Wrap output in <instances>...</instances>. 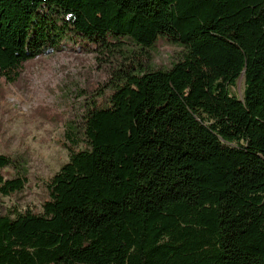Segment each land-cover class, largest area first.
Masks as SVG:
<instances>
[{"label": "trees", "instance_id": "obj_1", "mask_svg": "<svg viewBox=\"0 0 264 264\" xmlns=\"http://www.w3.org/2000/svg\"><path fill=\"white\" fill-rule=\"evenodd\" d=\"M70 34L119 58L111 93L67 126L42 212L0 214V264H264V0H0V81ZM158 37L166 69L121 40ZM17 169L0 154L1 196Z\"/></svg>", "mask_w": 264, "mask_h": 264}, {"label": "rangeland", "instance_id": "obj_2", "mask_svg": "<svg viewBox=\"0 0 264 264\" xmlns=\"http://www.w3.org/2000/svg\"><path fill=\"white\" fill-rule=\"evenodd\" d=\"M121 40L150 70L169 68L183 50L163 37L146 51L126 38ZM115 57L70 34L61 48L24 63L14 83L0 81V154L11 157L18 169L25 170L27 179L21 193L0 195V214L13 209L42 212L46 183L68 161L62 145L69 143L67 126H80L85 111L110 95L111 71L119 62ZM242 90L243 78L230 88L237 97ZM82 148L79 143L77 149ZM15 173L16 169L3 171L5 178Z\"/></svg>", "mask_w": 264, "mask_h": 264}]
</instances>
